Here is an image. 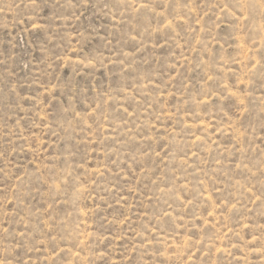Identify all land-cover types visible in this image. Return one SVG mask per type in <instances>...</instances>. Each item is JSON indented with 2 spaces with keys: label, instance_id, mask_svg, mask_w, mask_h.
Returning <instances> with one entry per match:
<instances>
[{
  "label": "rangeland",
  "instance_id": "374dc122",
  "mask_svg": "<svg viewBox=\"0 0 264 264\" xmlns=\"http://www.w3.org/2000/svg\"><path fill=\"white\" fill-rule=\"evenodd\" d=\"M0 264H264V0H0Z\"/></svg>",
  "mask_w": 264,
  "mask_h": 264
}]
</instances>
